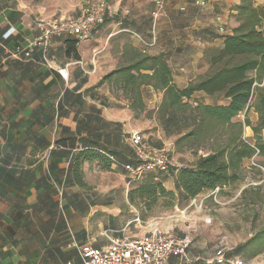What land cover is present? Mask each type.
Wrapping results in <instances>:
<instances>
[{
	"label": "crops",
	"instance_id": "0c3cea01",
	"mask_svg": "<svg viewBox=\"0 0 264 264\" xmlns=\"http://www.w3.org/2000/svg\"><path fill=\"white\" fill-rule=\"evenodd\" d=\"M87 1L0 0V264H81L83 244L101 247L113 237L141 236L153 222L176 236L186 234L179 230L180 215L168 218L170 213H156L155 206L131 201L130 191L143 181H131L128 172L113 162L105 168L99 160L85 161L86 186L76 182L74 169L81 151L96 149L123 164L129 162L128 137L144 125L151 130L150 137L143 131L147 141L162 149L172 144L156 113L164 99L161 91L143 86L142 96L154 114L136 115L127 101L115 98L102 83L116 69V60L99 40L127 32L134 47L165 55L173 83L186 88L207 73L206 50L222 46L239 25L235 7L242 0H168L156 24V40L153 0H108L131 13L120 26L107 20L90 40L77 45L76 55L67 54V43L61 39L52 41L46 53L34 51L30 59L11 57L38 35L39 19L75 16ZM256 1L264 5V0ZM62 67H67L68 79L58 72ZM195 98L212 102L202 91L195 92ZM64 139L72 145L60 144ZM95 172L125 179L124 194L119 198V189L94 183ZM163 185L176 195L173 207L164 210L180 212L192 203L176 177L166 178ZM140 216L144 224L135 222ZM214 252L215 244L206 241L190 249L199 259L196 264H210ZM170 264L179 260L172 257Z\"/></svg>",
	"mask_w": 264,
	"mask_h": 264
},
{
	"label": "trees",
	"instance_id": "16d2710c",
	"mask_svg": "<svg viewBox=\"0 0 264 264\" xmlns=\"http://www.w3.org/2000/svg\"><path fill=\"white\" fill-rule=\"evenodd\" d=\"M235 8L239 25L233 34L225 36L222 46L206 50L207 73L186 88H178L173 83V71L165 55L148 54L131 43L125 46L121 66L107 73L102 80L103 84L114 85L123 91V99L136 115L147 109L142 96L143 86H153L156 91H161L164 99L156 113L165 135L178 136L176 145L179 149L187 144L199 147L227 132L230 134L226 145L199 155L194 165L183 166L175 176L178 185L192 199L216 188L221 192L239 180L237 171L242 160L255 153V148L243 140L244 126H250V111L259 114V125L254 131L259 133L264 128V5L257 4L256 0H242ZM63 40L67 43V54L76 55L79 42L71 38ZM198 91L211 97L212 102L193 99ZM242 112L246 115L244 121L237 120ZM59 143L72 145L73 142L64 139ZM255 146L264 155V139L258 140ZM76 159L74 174L81 186H86L82 170L85 161L99 160L105 168L112 165L111 158L96 149L83 150ZM166 178L162 174H148L130 191L129 198L143 202L150 209L161 199L163 205H174L175 193L163 185ZM262 243L261 251L239 247L231 254L246 260L255 259L264 251Z\"/></svg>",
	"mask_w": 264,
	"mask_h": 264
},
{
	"label": "built area",
	"instance_id": "2783aa9c",
	"mask_svg": "<svg viewBox=\"0 0 264 264\" xmlns=\"http://www.w3.org/2000/svg\"><path fill=\"white\" fill-rule=\"evenodd\" d=\"M153 2L152 37L156 40V24L168 0H153ZM130 13L128 9L117 7L108 0H89L83 4L80 13L75 16L39 19L35 25L38 35L27 47L17 48L10 55L16 59H30L34 51L46 53L54 40L71 38L79 43L88 41L93 32L107 20H113L117 26H120ZM121 30L135 34L130 29ZM58 72L68 79L67 67L59 68ZM128 143L132 153L131 161L121 164L113 154H106V156L111 158L113 164L125 169L131 181L142 180L153 171L160 172L167 178L175 177L183 167L173 162L168 151L147 141L141 130L131 132ZM219 191L220 188H216L212 193ZM192 200L195 201V199ZM184 212L185 210L182 214ZM135 222L144 224L141 216L137 217ZM147 228L141 236L113 237L109 244L101 247H95L91 243L83 244L80 249L81 264H170L172 257L178 259L179 264H196L199 261L190 254L193 244L188 234L176 236L172 230H166L156 222L148 223ZM232 251L230 245L221 241L215 246L214 259L210 261V264H257L256 258L246 260L232 255Z\"/></svg>",
	"mask_w": 264,
	"mask_h": 264
},
{
	"label": "rangeland",
	"instance_id": "374dc122",
	"mask_svg": "<svg viewBox=\"0 0 264 264\" xmlns=\"http://www.w3.org/2000/svg\"><path fill=\"white\" fill-rule=\"evenodd\" d=\"M127 32H121L115 37L108 38L107 35L102 37L100 44L107 49V53L112 55L116 60L114 65L116 68L124 62L122 54L125 46L130 44ZM263 86V82L260 83ZM108 85L111 93L120 100L123 99V91L116 89L114 85ZM206 102L204 98H200ZM147 107L146 115L152 116V104ZM141 114V113H140ZM246 115L242 112L237 120L244 121ZM250 126H244L243 140L251 144L255 148V153L252 157H246L242 160L239 167V180L227 186L224 190L218 193L205 191L199 194L195 201L189 205L185 212L168 209L173 205H163L164 200H160L159 204L155 205L156 213H167L169 216L180 215L182 226L179 227L181 233H186L192 238V244L200 241H206L208 244L215 246L221 241L230 245L232 250L236 251L239 247L246 250L261 251L264 242V155L260 154L255 146L258 140L264 139V128L256 133L254 128L259 124V114L252 110L249 113ZM148 125H144L142 131L150 137V129ZM141 130V129H140ZM172 144L167 143L166 151L172 156L173 162L179 166H192L197 162L199 155H206L212 148L217 149L220 146L226 145L229 141L230 134L219 136L211 142L203 143L199 147L187 144L182 149L176 145L178 136H169ZM201 148V149H199ZM96 173V172H95ZM94 173V174H95ZM101 176V177H100ZM146 177L140 181H144ZM129 179H127L128 181ZM94 183L105 186L106 188L119 189L118 197L124 194L123 184L126 180H122L116 173L107 175H94ZM139 183V182H133ZM177 215V217H176ZM160 216V215H158ZM263 239V240H261ZM243 253V252H242ZM247 255V251H244ZM264 251L260 252L256 258L257 264H264ZM242 258V257H241ZM245 259V258H243Z\"/></svg>",
	"mask_w": 264,
	"mask_h": 264
}]
</instances>
